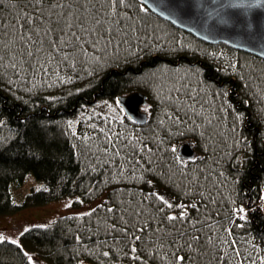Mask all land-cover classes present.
Segmentation results:
<instances>
[{
    "label": "trees",
    "instance_id": "obj_1",
    "mask_svg": "<svg viewBox=\"0 0 264 264\" xmlns=\"http://www.w3.org/2000/svg\"><path fill=\"white\" fill-rule=\"evenodd\" d=\"M26 16L61 24L37 34ZM69 18L79 42L58 30ZM60 36L71 42L53 45ZM133 91L151 106L145 123L94 119L98 102L120 110L116 97ZM67 196L104 197L0 240V264H178V250L187 264H235L231 206L264 251V60L198 40L139 0H0V215Z\"/></svg>",
    "mask_w": 264,
    "mask_h": 264
},
{
    "label": "water",
    "instance_id": "obj_2",
    "mask_svg": "<svg viewBox=\"0 0 264 264\" xmlns=\"http://www.w3.org/2000/svg\"><path fill=\"white\" fill-rule=\"evenodd\" d=\"M150 12L173 27L208 44H225L264 60V0H139ZM124 114L143 124L141 108L147 97L141 91L116 97ZM184 160L196 153L189 142L178 147Z\"/></svg>",
    "mask_w": 264,
    "mask_h": 264
},
{
    "label": "rangeland",
    "instance_id": "obj_3",
    "mask_svg": "<svg viewBox=\"0 0 264 264\" xmlns=\"http://www.w3.org/2000/svg\"><path fill=\"white\" fill-rule=\"evenodd\" d=\"M226 50L221 48H214L209 51L210 56L224 57ZM125 95V94H124ZM120 108V107H119ZM151 106L145 105L141 108L142 112H145L148 116L151 113ZM156 112V111H155ZM123 110L116 109L112 106L109 100H101L93 108L92 114L94 119L102 120L107 116L114 122L122 123ZM104 196L82 203L76 204L77 197L67 196L60 200L50 202L48 204L28 207L19 212L13 214L0 215V237L3 239H9L13 241H19L20 234L32 227H45L51 225L57 218L66 215H78L88 213L94 209L102 200ZM243 208L244 212L241 213L238 210ZM236 211L235 214L230 215L225 220L227 229H223L226 234H232L233 231L237 234V239L231 241V254L234 255L235 264H264V251L259 247L257 243L251 241L247 237V233H239L243 226L244 219H240V216L245 217L246 209L244 207L235 208L231 206L229 212ZM233 246V247H232ZM34 264H49L46 261H34Z\"/></svg>",
    "mask_w": 264,
    "mask_h": 264
},
{
    "label": "snow or ice",
    "instance_id": "obj_4",
    "mask_svg": "<svg viewBox=\"0 0 264 264\" xmlns=\"http://www.w3.org/2000/svg\"><path fill=\"white\" fill-rule=\"evenodd\" d=\"M116 2H117V0H112L113 4H115ZM119 2L120 3H124V0H119ZM37 3L38 4H42L43 0H37ZM49 3L51 4L52 0H49ZM40 15L42 16L43 14L41 13ZM64 15H67V14H64ZM36 20H37V17H35V16H32V17L26 16L25 17V24L23 25V27H25L28 30H30L32 32H35L37 34H39L41 29H43L44 30V34L45 35H49L53 31L57 30V28L54 27L55 25H60L61 24V20L60 19L52 20L51 17H48L47 19H40L38 24L36 23ZM95 23L97 25H99L101 23V21L100 20H96ZM73 27H76V25L73 24L71 18H69V19H66V20L63 21V27L59 28L58 30L60 32H62V33H65L66 35H68L72 39L76 40L77 42H79L82 39H84L83 36L78 35L76 32L72 31ZM79 30L81 32H88L89 31V29L87 27H84L83 24H80ZM92 31L94 32L95 29H92ZM22 39H23V37H22ZM28 40L31 41V36L28 37ZM70 42H71L70 40H64L63 36H60L56 40L51 41V43L53 45H56V46H58L61 43H70ZM31 54L32 53L29 52V55H31ZM156 195H157V198L160 199L168 208H172L173 207V205L171 203H169L168 201L164 200L163 196H160L159 194H156ZM177 207L183 208L185 206L177 205ZM193 207H195V206L193 205ZM109 211H112V209H109ZM238 211L243 213L244 209L241 208ZM183 218H184V214L182 212L180 217H179V219H183ZM244 218L245 217L243 215L240 216V219H244ZM167 219L169 221H175V220L178 219V217L175 216V215H169L167 217ZM2 239L3 238L0 237V240H2ZM134 239L138 241V240L141 239V237L136 236ZM195 239H198V237H195ZM13 243H15V241H13ZM189 247H191L190 244H189ZM132 251H136V249L133 247ZM25 255H27V253H25ZM104 255L107 256L108 253L106 252V253H104ZM173 255H174L175 261L178 262V264H187V259H188L187 254L181 255V254H179V250H178ZM28 259H29V261H31V259H32L31 256H28Z\"/></svg>",
    "mask_w": 264,
    "mask_h": 264
}]
</instances>
